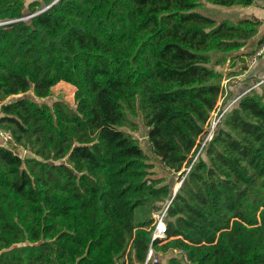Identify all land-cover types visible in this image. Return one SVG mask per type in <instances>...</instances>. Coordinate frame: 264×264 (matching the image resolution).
Masks as SVG:
<instances>
[{
    "label": "trees",
    "instance_id": "trees-1",
    "mask_svg": "<svg viewBox=\"0 0 264 264\" xmlns=\"http://www.w3.org/2000/svg\"><path fill=\"white\" fill-rule=\"evenodd\" d=\"M53 1L0 0V23ZM206 3L256 0H58L0 25V264H264L263 74L227 82L186 174L264 42ZM61 81L74 106L26 95Z\"/></svg>",
    "mask_w": 264,
    "mask_h": 264
},
{
    "label": "built area",
    "instance_id": "built-area-1",
    "mask_svg": "<svg viewBox=\"0 0 264 264\" xmlns=\"http://www.w3.org/2000/svg\"><path fill=\"white\" fill-rule=\"evenodd\" d=\"M264 54V42L258 47L257 51L255 52L254 55L250 57V62L251 65H253L259 56ZM228 94V89H227V82H223V89L222 92L219 96L218 102L211 112V115L206 123L205 131L203 134L199 137L198 143L200 144V148L198 152L194 155L192 161L190 164H188L185 169H186V174L191 170L194 162L197 160L200 152L208 145V143L212 140L214 137V133L219 126L220 122L226 115L230 105L223 107L224 100ZM139 133V132H136ZM136 136L139 139H143L144 136ZM0 142L6 145L12 144L15 145L16 143L14 142L13 135L10 130L2 129L0 128ZM167 209L168 205L161 211L157 212L154 214V230H153V240L158 239V238H165L167 234ZM153 249H150L147 261L145 264H149V262L152 260L154 262H157L159 260L157 254L153 253Z\"/></svg>",
    "mask_w": 264,
    "mask_h": 264
},
{
    "label": "rangeland",
    "instance_id": "rangeland-1",
    "mask_svg": "<svg viewBox=\"0 0 264 264\" xmlns=\"http://www.w3.org/2000/svg\"><path fill=\"white\" fill-rule=\"evenodd\" d=\"M30 1L31 0H27V3ZM263 8H264V0H256V3L253 5L238 6V7H226V6H218V5L206 3L204 7V11L208 14L214 15L218 19L223 18V17H230L232 19H237L239 17H244V16H252V17L256 16L257 17V15H260V14L262 16L263 13L261 12ZM3 22H6V21H3ZM75 89H76L75 86H73L72 84L65 82V81H61L53 87V94L47 98L36 97L32 91L27 93L26 95L34 99H37L39 101L47 102L49 104H51L55 100L61 99L65 101L66 103H68L69 105L74 106ZM135 134H138V136L143 135L142 133H135ZM143 136H144L143 139L138 138L141 142L145 140V135ZM143 146L145 147V149L150 151L149 147L146 144H143ZM17 151L20 152L22 155H28V152H26L25 150H22L20 147H18ZM157 171L159 175L166 174V172L163 169L157 168Z\"/></svg>",
    "mask_w": 264,
    "mask_h": 264
},
{
    "label": "crops",
    "instance_id": "crops-1",
    "mask_svg": "<svg viewBox=\"0 0 264 264\" xmlns=\"http://www.w3.org/2000/svg\"><path fill=\"white\" fill-rule=\"evenodd\" d=\"M261 13H263V15L261 16L260 14V15H257V17L261 18L263 20V23L260 27L259 34L257 35V37H255V42L256 40H258L264 35V8L262 9ZM254 45L255 44L247 45L244 51L251 50L252 48H254ZM250 67L251 68L240 70V64H238L236 68L234 69L235 74L231 75V77H226L223 82H228L231 79V81L235 83L234 85H232L235 91H244V92L249 91L252 87L255 86V84L250 79H248V77L256 73L263 74L264 76V56L259 58V60L256 61V63L253 64V66H250ZM252 84H254V86H251ZM179 183H176L177 185L175 184L176 186L174 188V191L177 189Z\"/></svg>",
    "mask_w": 264,
    "mask_h": 264
},
{
    "label": "water",
    "instance_id": "water-1",
    "mask_svg": "<svg viewBox=\"0 0 264 264\" xmlns=\"http://www.w3.org/2000/svg\"><path fill=\"white\" fill-rule=\"evenodd\" d=\"M57 1H58V0H54L51 4H49L48 6L42 8L40 11H38V12L32 14V15H35V14H37V13H40V12L44 11L46 8L50 7L52 4H54V3L57 2ZM32 15H30V16H32ZM30 16L21 17V18L14 19V20H9V21H6V22H1L0 25H1V24H5V23H11V22H16V21L24 20V19H26V18H29ZM181 183H182V182L179 183L177 189L174 191V194L178 191V189H179Z\"/></svg>",
    "mask_w": 264,
    "mask_h": 264
}]
</instances>
